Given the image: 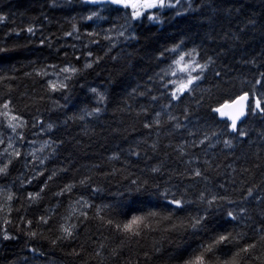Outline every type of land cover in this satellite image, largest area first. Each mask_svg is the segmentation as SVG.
<instances>
[{
    "label": "trees",
    "instance_id": "16d2710c",
    "mask_svg": "<svg viewBox=\"0 0 264 264\" xmlns=\"http://www.w3.org/2000/svg\"><path fill=\"white\" fill-rule=\"evenodd\" d=\"M171 3L172 8L153 10L160 17L159 22L145 16L126 29L121 27L123 12L109 16L105 6L93 7L87 0H0V15L4 17L0 20V49H5L0 51V105L11 100L14 113L26 122L23 129L17 130L23 133L21 142L0 116V139L4 142L0 144V165L8 161L3 153L10 139L15 149L27 154L14 158L8 173L0 175V189L5 190V195L11 191L18 197L11 204L10 215L7 204L5 211L0 212V226L4 219H10L8 231L17 237L0 239V264H175L168 257L178 247L191 244L194 248L201 239H207L203 233L193 235L190 230L165 231L204 207L197 201L201 191L233 201L210 214L206 226L209 230L215 226L220 231L218 225H222L223 229L245 233L239 247L264 235L260 230L264 227V115L249 112L239 124L247 136L239 137L227 127V119L213 111L225 99H235L242 91H249L264 73V0ZM93 11L103 19H82ZM29 27L33 29L31 33L27 31ZM121 31L124 36L119 35ZM68 32L72 35H65ZM41 40L45 41L43 45ZM181 41L177 51L164 52ZM193 48L199 53L195 58L200 63L208 57L213 63L204 69L203 77L190 93L178 101L171 100V85L165 88L162 83L168 84L182 74L168 66ZM96 57L101 59L73 77L67 92H51L47 80L57 78L42 77L35 71L44 69L51 73L53 69L45 68L46 65H56L55 71H59L65 63L83 69L86 62L96 61ZM173 71H177L176 76ZM215 73H220V77ZM91 88L104 95L99 104L96 95L89 91ZM256 91L259 94L264 88L256 85ZM97 106L103 109L98 115L81 111ZM157 112L160 125L145 128L144 124L152 123ZM73 116L77 119H69ZM169 116L176 119L169 120ZM47 123H54L55 127L41 131V124ZM176 123L182 127L176 128ZM205 135L208 139L199 144ZM225 139L231 145L226 146ZM49 140L62 143L53 145V152L44 145ZM153 142L157 143L155 151L151 148ZM193 142L196 147H192ZM34 151L37 160L32 161ZM113 153H119V159H109ZM190 159L192 162L188 163ZM39 160L44 161L43 165ZM26 161H31L28 167L24 166ZM153 167H158L159 172H152ZM193 168H200L208 180L189 176L186 170ZM54 169L67 171L58 172L48 182L41 199L29 206L27 194L39 192ZM41 172L44 175H37ZM85 176L91 177L90 183H77L71 195L59 199L53 196L64 184L78 182ZM29 177L31 183H22ZM249 188L253 195L242 199ZM165 189L170 190V197H183L193 203L173 211L175 206H169L161 196ZM81 196L92 205L84 209L90 218L87 225L79 229L74 240L53 246L51 240L59 235L62 218L73 208L79 215L74 202ZM22 205L18 213L16 209ZM97 205H110L102 210V215L121 221L149 211L161 215L171 212L173 218L171 222L161 221L158 231L146 233L138 241H125L121 248L116 233L101 226L96 218ZM53 206L55 211H50ZM241 207L246 210L240 214L243 220L224 222L225 211L238 212ZM45 214L51 217L50 223L38 226L36 217ZM21 215L33 220L31 229L20 224ZM75 218L74 215L72 222ZM30 230L37 232L35 238L26 235ZM154 246L161 248L160 254L153 252ZM74 249L80 251L79 256L71 255ZM113 249H117L115 256ZM98 251L100 255H96ZM145 252L150 258H145ZM244 264H264V245L258 244Z\"/></svg>",
    "mask_w": 264,
    "mask_h": 264
},
{
    "label": "snow or ice",
    "instance_id": "6c2138e0",
    "mask_svg": "<svg viewBox=\"0 0 264 264\" xmlns=\"http://www.w3.org/2000/svg\"><path fill=\"white\" fill-rule=\"evenodd\" d=\"M88 4L93 7L97 5L105 6L104 10L109 13V16L113 12L115 13H124L122 19H124V24L121 25L122 28L130 29L131 23L133 21H139L141 18L145 17L149 21H160V17L156 15L152 10L157 8H172L173 4L171 0H87ZM112 6V7H108ZM93 17H100L99 12L93 11L90 15L82 17V19L91 20ZM4 19L2 15H0V20ZM75 28V25H73ZM29 33L33 31L31 27L27 29ZM94 33H88L89 36ZM65 35H72L71 32L65 33ZM120 36H124V32H119ZM107 39V37H105ZM40 43L43 45L45 43L44 40H41ZM183 44V41L173 45L171 49H165L164 52L167 51H177ZM0 51H5V49H0ZM164 52L160 53V56H164ZM195 53V56L193 55ZM67 55V54H66ZM87 55L92 56L91 52H88ZM199 53L195 48L189 49L187 52L181 53L179 57L175 60H172L169 64V68H175L181 75L179 79L169 80L168 84H163L162 87L167 88L168 85H171L170 96L171 100H180L183 98V95L190 93L195 84L201 80L204 75V69H206L209 64L213 63L212 57H208L205 62L202 64L195 57L198 56ZM101 58L96 57V61L86 62L83 65V69L77 68L73 66L71 63H65L63 67L59 69V71H55L56 65H46L45 68H52L53 71L49 73L44 69L35 70L36 74L42 77L55 76L57 79L47 80V87L51 92H67L70 88V82L73 77L79 75L84 69H89L92 67V64L98 62ZM79 57H77V62ZM199 70L198 74H193L194 71ZM164 70H162L163 72ZM27 75V74H26ZM173 76L177 75V71L172 72ZM217 77H220V73H215ZM63 76V79L60 77ZM3 79V77H0ZM151 79V78H150ZM164 77L161 76V81L163 82ZM256 85H260L261 88H264V73L260 74V78L255 80V83L252 85V88L249 91H242L240 95L236 96L235 99H225L223 103L219 104L218 107L213 109L214 112L219 113L221 117H227V127L231 129L232 133L237 134L239 137L247 136L246 130L239 127V124L243 123V119L247 118L249 112L253 114L264 115V92L257 94ZM83 87V85H81ZM90 92L96 95L97 104L104 100V95L102 93H98L96 88L89 89ZM143 95V93H141ZM42 99V97H41ZM153 100L156 97H152ZM247 102V103H246ZM11 100H5L2 105H0V116H3L7 120L8 127L12 130V132L17 133L19 140L22 142L24 139L22 132H17L18 129H23L26 126V122L24 121L23 116L17 115L14 113L13 109L10 107ZM59 107H66V105H58ZM102 108L97 106L92 108L90 111L86 109H81L84 111L86 115H98L102 112ZM141 111H147L142 108ZM185 114L187 115V109H185ZM160 113L157 112L152 123L146 122L144 127L147 129H151L153 124L159 126ZM79 119H83V116L78 117ZM69 119H77L76 116L69 117ZM176 118L173 116H169V120H175ZM66 122V121H65ZM36 124H33L35 127ZM55 127L54 123L41 124V131H48ZM176 128L182 127L181 124L176 123ZM215 135V133H213ZM208 139V136L205 135L203 140H200L198 143L203 144L205 140ZM3 140L0 139V144H3ZM62 141H45L44 145L52 148V151H55V144H61ZM224 144L226 146L231 145V141L228 139L224 140ZM197 143L193 142L192 147H196ZM157 147V143L153 142L151 148L155 151ZM9 149H12L10 152ZM183 153V148L180 149ZM4 155L8 157V161L0 165V175H6L9 171V165L12 164L13 159L22 158V154L18 149H15L11 139L9 140L8 146L4 149ZM133 155H138L137 152H133ZM109 159H119V153H113ZM192 159H195L193 157ZM37 160L35 151L32 153V161ZM190 159L188 163H191ZM31 161L25 162V167ZM39 163L43 165L44 161L39 160ZM205 164H208L205 161ZM211 165H209L210 167ZM66 169H54L50 175H48L47 180L44 181V184L41 186L39 192H29L25 199L29 201V206L32 203L41 199V194L44 192L45 188L48 186V182L57 177L58 172H66ZM152 172H159L158 167H153L151 169ZM188 171V175L191 177H203L204 180H208V177L204 175L203 171L200 168H193ZM37 175H44L43 172L37 173ZM91 177L85 176L78 182H69L63 185L62 188L56 193H53V196L59 199L60 197L67 195H71L73 190L76 188L77 183L79 185H86L90 183ZM22 183H31V177L27 178L26 181ZM135 184L136 181H133ZM146 183V181H145ZM159 188V185L156 186ZM223 187V185H221ZM93 191H100L99 188H93ZM253 195V189H247V192L242 196L243 198L249 197ZM161 196L165 199L169 206H175L173 211L183 210L186 205L193 203L192 201L185 200L183 197L175 198L174 195L170 197V190L165 189ZM0 197L3 198V203H0V212L5 211V204L8 205L7 212L10 215L12 208L11 204L15 197L14 193L8 191L5 195V190L0 189ZM259 199V197H257ZM197 201L199 204L204 207L197 211V214H189L186 218L180 219L179 224H172L171 229H165V231H178V230H190L193 235L197 233H203L207 236V239H201L196 247H192L191 244H186L183 247H178L174 254L168 257L169 260L175 261V264H244V261L248 259L251 253L257 248V245H264V235H259L256 239L253 240L252 243H245L243 247H239L241 241L246 238V234L239 231L223 229L222 225H218L222 230L216 231L215 226L209 230L206 226L209 224L210 214L216 210L220 211L225 207V202L227 205H232L233 201L229 200L227 196H218L214 193H206L205 191H201L197 197ZM74 204L80 209L79 215H76V208H73L72 211L66 217H63V223H61L58 227L59 235L55 237V239L51 240V244L55 246L58 242H63L66 240H74L76 238V233L79 231L81 227H85L89 221V216L87 211L84 209L92 207L91 204L83 196H81L78 200L74 202ZM96 207V218L99 219L101 226H106L111 229L116 235L120 238V247L124 246L125 241L132 242L138 241L144 234L152 233L159 230V223L161 221H172V213H168L167 215H161L156 211H149L147 213H143L141 215H132L130 218H127L123 221L115 219V218H106L102 215L103 209H108L110 205L103 206H95ZM23 209V205L21 208L16 209L19 213ZM50 211H55V206H53ZM246 210L241 207L239 211L235 210H227L224 213V222L225 223H239L244 219L241 216V213H244ZM26 214V210H25ZM76 216L75 222H72L73 216ZM126 215V214H125ZM20 224L24 225L27 229H31L33 225L32 219H25L24 215L19 217ZM51 217L48 215H40L36 217V224L38 226L43 225L47 226L50 223ZM11 223L10 219H4L3 226H0V239L4 241L14 240L17 237L10 234L8 231L7 225ZM261 232H264V227H261ZM209 231H211V235H208ZM26 235L32 238L37 236V232L34 230H30L26 232ZM104 246L101 245V248ZM235 248V251H231ZM189 249H191L189 251ZM36 251V249H33ZM153 252L155 254L161 253L160 247L153 248ZM188 253L185 256V253ZM228 252H231V255L228 256ZM71 255L79 256L80 251L73 250ZM96 255H100L98 251ZM112 255H117V249L112 250ZM145 258H150L147 252L144 253ZM228 256V258L223 259L222 257ZM259 259V257H257Z\"/></svg>",
    "mask_w": 264,
    "mask_h": 264
},
{
    "label": "rangeland",
    "instance_id": "374dc122",
    "mask_svg": "<svg viewBox=\"0 0 264 264\" xmlns=\"http://www.w3.org/2000/svg\"><path fill=\"white\" fill-rule=\"evenodd\" d=\"M171 2H172V0H171ZM157 9H158V8H157ZM153 10H155V9H153ZM153 10H152V11H153ZM195 72H197V70H196ZM195 72H194V74H195Z\"/></svg>",
    "mask_w": 264,
    "mask_h": 264
},
{
    "label": "bare ground",
    "instance_id": "6f19581e",
    "mask_svg": "<svg viewBox=\"0 0 264 264\" xmlns=\"http://www.w3.org/2000/svg\"><path fill=\"white\" fill-rule=\"evenodd\" d=\"M219 114V113H218ZM220 116V115H219ZM221 117V116H220ZM222 118H225V117H222ZM225 119H227V118H225Z\"/></svg>",
    "mask_w": 264,
    "mask_h": 264
},
{
    "label": "water",
    "instance_id": "95a60500",
    "mask_svg": "<svg viewBox=\"0 0 264 264\" xmlns=\"http://www.w3.org/2000/svg\"><path fill=\"white\" fill-rule=\"evenodd\" d=\"M247 103V102H246ZM225 118H227V117H225ZM245 119H243V121H244Z\"/></svg>",
    "mask_w": 264,
    "mask_h": 264
}]
</instances>
